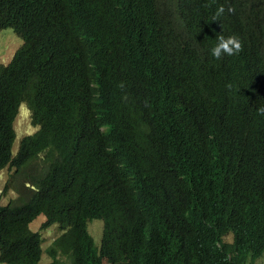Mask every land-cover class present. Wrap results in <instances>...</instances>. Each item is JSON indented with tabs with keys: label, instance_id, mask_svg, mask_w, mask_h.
<instances>
[{
	"label": "trees",
	"instance_id": "obj_1",
	"mask_svg": "<svg viewBox=\"0 0 264 264\" xmlns=\"http://www.w3.org/2000/svg\"><path fill=\"white\" fill-rule=\"evenodd\" d=\"M85 1L0 0V29L25 22L42 40L30 80L28 44L0 65V170L14 171L16 193L0 205V263L40 260L42 236L29 228L39 215L42 227L61 229L46 249L50 264L256 261L264 253V121L251 106L264 71L232 63L226 88L185 95L183 107L163 102L167 50L164 35H152L170 5L117 1L114 30L95 42L63 15ZM220 26L264 39V0L226 12ZM122 35L120 56L106 60ZM21 101L39 130L12 155ZM92 219L103 223L98 249Z\"/></svg>",
	"mask_w": 264,
	"mask_h": 264
},
{
	"label": "clouds",
	"instance_id": "obj_2",
	"mask_svg": "<svg viewBox=\"0 0 264 264\" xmlns=\"http://www.w3.org/2000/svg\"><path fill=\"white\" fill-rule=\"evenodd\" d=\"M117 1L120 0L85 1L69 15H63L73 30L81 32L84 37H90L96 42L100 37H105L109 31L114 30L111 4ZM165 1L170 5L173 13L164 19V28L157 25L156 31L152 35V41L156 42H159L160 34L164 35L162 44L165 43L167 50L166 60L160 68L161 92L166 95L163 102L183 107L186 105L185 95L214 92L220 88H226L234 74L233 69L230 68L232 63L257 74L264 71V39L260 38L256 32L253 34L238 33L223 30L220 26L226 12L229 15L235 14L236 10L244 7L247 0ZM43 9L49 10L50 7ZM2 30L4 29H0V31ZM10 30L22 40V43L9 62L0 65H8L26 43L30 46L31 61L25 66L23 73L26 79L30 80V71L36 67L37 59L41 53L42 40L28 29L25 22L17 21ZM126 36L122 35L116 38L114 47L106 60H115L120 56L121 44ZM168 77L174 78L175 83L172 84ZM252 77L254 75L249 74L245 78V82ZM18 107L23 108L29 114L31 124V110L27 103L21 101ZM251 109L257 118L264 121V81L256 91ZM36 130H39V126H36ZM40 159L39 157L37 161L39 162ZM5 185L8 186L7 183ZM7 189L14 192L13 185L8 186ZM14 197H16V193ZM137 197L139 200V195ZM105 263L109 264L103 258L101 264Z\"/></svg>",
	"mask_w": 264,
	"mask_h": 264
},
{
	"label": "rangeland",
	"instance_id": "obj_3",
	"mask_svg": "<svg viewBox=\"0 0 264 264\" xmlns=\"http://www.w3.org/2000/svg\"><path fill=\"white\" fill-rule=\"evenodd\" d=\"M22 40L17 38L10 30L0 31V64H6L12 58L14 52L21 45ZM13 128L16 134L15 142L12 146V155H15L19 142L27 135H32L36 131V127H33L29 122V114L21 107H18L17 116L14 120ZM13 170L6 168L0 171V205H5L8 201L15 196V193L11 189L4 190L5 184L8 186L13 185ZM45 221L44 215L37 216L29 224V228L32 232H40L42 236V250L40 260L36 264H50L52 261L51 256L46 252V249L51 245L52 241L61 234V230L57 224H51L47 227H42ZM103 223L99 219H93L87 224V231L94 241L96 248L100 247L102 237ZM228 239L231 236H227ZM5 264V263H0ZM106 264V263H105ZM249 264H264V253L256 261Z\"/></svg>",
	"mask_w": 264,
	"mask_h": 264
}]
</instances>
